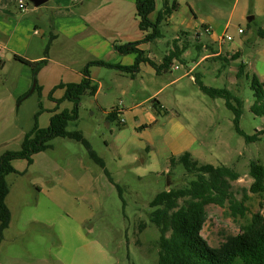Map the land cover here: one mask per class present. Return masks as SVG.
I'll return each mask as SVG.
<instances>
[{
	"label": "rangeland",
	"instance_id": "374dc122",
	"mask_svg": "<svg viewBox=\"0 0 264 264\" xmlns=\"http://www.w3.org/2000/svg\"><path fill=\"white\" fill-rule=\"evenodd\" d=\"M23 1L29 8L34 7L28 0ZM156 2L161 6L160 0ZM254 3V0H195L198 7L193 15L183 1L182 9L174 12L170 23L165 18L159 22L163 36L150 44L152 52L169 50L173 25L187 28L184 21L180 24L184 18L197 23L207 21L215 34H230L232 39L223 40L222 50L239 48L236 52L241 53L231 59L235 52H230L227 61L213 58L196 63L204 51L197 50L196 39L190 35L182 38L187 46L183 60L175 59L177 68L162 70L153 79H148L145 74L144 84L138 79L130 81L129 88L136 97L125 96L127 106L133 99L141 100L152 90L175 79L156 96L157 100H163L164 109L158 113L154 110L156 121L147 132L154 133L161 128L164 134L165 120L178 116L197 137L190 150L194 159L200 163L225 164L240 174L231 181V190L238 199L246 197L248 211L242 217L232 216L227 204H207L200 233L211 246L218 245L227 234L237 233L252 213L259 211L264 216V193L258 195L248 190L252 181L248 174L249 161L257 160L264 165V133L259 139L247 142L244 135L236 131L233 114L225 106L224 99L206 95L190 75L182 74L191 68L192 75L201 73L206 85L226 86L239 96L243 101L239 128L245 134L264 128V118L249 110L253 100L249 86L251 75L256 74L264 82V35L260 32L264 30V13L256 15ZM261 5L264 8V0ZM250 16L253 19H249ZM8 22L21 27L29 41L33 38V23L29 16L15 11ZM238 28L243 32H238ZM197 30L201 38L208 35L201 26ZM33 45L32 40L19 46L31 51ZM241 62L244 71L236 78ZM21 67L13 60L0 66V154L5 149L19 147L20 132L30 127L33 113L44 108L40 114L43 123L49 113L45 110L52 108L53 102L44 95L40 97L36 91L21 99L10 95L21 75ZM57 95H61L59 91ZM122 99L124 97L119 93L105 96L106 104H118ZM150 100L143 105L150 107ZM70 102L61 99L57 107L71 106ZM118 120L110 121L108 127L106 114L87 94L79 104L77 118L68 121L67 129L80 130L93 150L104 157L110 176L123 187L125 204H122L116 187L102 168L88 157L80 142L68 137H54L51 148L32 155V163L14 160L16 172L6 175L9 184L6 203L11 219L0 237V264H71L72 251H96L98 244L112 256V264H158L156 241L159 232L147 219L148 201L160 190L184 185L191 176L178 162L170 167L171 151L164 138L155 137L150 150L137 148L131 140L120 141L112 147L113 135L120 128L127 129L126 136L132 132V128L127 127L129 124L119 126ZM131 155L137 160L129 162ZM141 221H145V226L139 229Z\"/></svg>",
	"mask_w": 264,
	"mask_h": 264
},
{
	"label": "crops",
	"instance_id": "0c3cea01",
	"mask_svg": "<svg viewBox=\"0 0 264 264\" xmlns=\"http://www.w3.org/2000/svg\"><path fill=\"white\" fill-rule=\"evenodd\" d=\"M154 1L155 7L149 13V18L152 21H155L157 15L162 13L166 6H171L172 2H175L174 8L168 15L163 17L169 23L174 16V12L182 9L181 6L183 1L186 3L189 11L195 15V7L197 6L195 0H160L161 6L157 4L156 0ZM23 2L25 7L21 8L18 6V1L16 3L15 0L11 2L10 0H0V66H5L8 60H13L21 64V75L18 78L15 88L10 92L13 98L18 99L31 86L32 69L31 65L19 61L14 55L22 56L29 61L45 59V62L35 75L38 88L33 91H36L40 97H43V95L48 97L53 103L51 106L52 108L45 110H48L49 113L45 119H43V123L40 122L42 118L40 114L44 108L38 110L36 122L40 127L48 125L50 116L53 113L64 108L70 109L72 106L71 104V106H65L62 109L57 107V100L60 101V99H63L61 92L64 93V88L59 86L60 83L79 82L83 77V68L90 61L102 60L111 64L131 65L135 59V52L124 53L121 52L118 47L128 42L141 40L145 34L151 31L150 28L147 30H141L139 28L135 0H46L38 6L33 5L34 7L32 8L27 6V2ZM254 2V13L256 15L263 14L264 8H262L261 0H254ZM10 3H12V5ZM15 11L21 13L22 16H29L32 21L31 35L33 38L30 41L29 37L27 38V36L24 35V30L21 27L8 22L12 13ZM250 19H253V16H251ZM182 22L187 28H177V26L173 25V37L172 41H170L172 43L171 47H173V43H176L179 47L184 46L186 48L187 43L182 42V38L184 39L190 35H194L197 50L204 51L196 60V63L202 60L213 59L216 55L228 58L231 55L230 52L240 51L239 48H232L226 51L222 50L223 40L221 37L223 34H215L212 30V26L207 21L199 20L197 23L196 21L190 22L181 18L180 24ZM198 26H201V30L208 35L201 38V33L197 30ZM157 27L160 32L158 36L151 40H144L137 45V48L143 51V57L155 64H159L163 55L169 51L164 50L163 53L161 51L158 52L159 54H155L151 51V48H149L153 41L156 42L157 38L163 36L159 28V23ZM260 32L264 35L263 29L260 30ZM48 39H50V44L47 54L44 56V46ZM32 40L34 45L31 51H29L28 48L24 49L19 46L24 41L31 43ZM215 45H217V48H214ZM171 47L169 49H171ZM262 51L264 54V48ZM262 51L260 50L261 53ZM177 67L178 65L175 63V59H173L170 69ZM87 70L90 82L96 86L94 94L89 95L93 97L97 106L104 111L105 114L111 109H115L117 118H119V126L129 124L127 127L132 128V132L127 136L126 128H120L115 132L113 135L114 140L111 145L112 147H115L120 141L125 143L131 140V142L136 143L137 148L150 150L156 137V139H165L171 151L170 155H178L183 151L190 152L192 146L197 141V137L188 130L187 126L178 116L168 117V119L165 120L163 123L165 127L164 134L161 128H158L154 133L147 132L148 127L156 121L155 115L153 114L154 110L158 113L160 110L164 109L163 100H157L156 96L165 85L174 82L175 79H171L166 82L164 86L152 90L148 96L141 100L133 99V102H128L126 106L124 104L126 95L129 94L131 98L136 97L134 91L129 88L130 81L138 79L140 84H144L145 74L148 79H153L160 74L149 62L141 61L138 64L137 70L131 72L97 63L89 64ZM191 70V68H188L182 76L190 75L193 79L194 76L191 74ZM57 91L60 92V96L57 95ZM115 93L121 94L124 99L118 100V104H106L105 96H113ZM85 95H87V93L80 97L77 112L79 111V104ZM149 99H152L150 100V107H146L143 103ZM38 102L40 103V101ZM114 103H117V100ZM33 115L30 127L34 121ZM122 116L123 118L120 119ZM107 120V126L110 127L111 120ZM28 129L21 130L19 146L24 133ZM135 129L139 130L137 131ZM136 138L140 140L137 141ZM190 154L192 153L190 152ZM100 157L104 160L103 156ZM130 157L131 160L129 162L137 160L133 155ZM118 159L120 158L118 157ZM14 172H16V170ZM47 192H49V190H47ZM61 223L64 224V222ZM98 245L96 251H72V257L74 258L70 263L112 264V256L108 251L102 249Z\"/></svg>",
	"mask_w": 264,
	"mask_h": 264
},
{
	"label": "trees",
	"instance_id": "16d2710c",
	"mask_svg": "<svg viewBox=\"0 0 264 264\" xmlns=\"http://www.w3.org/2000/svg\"><path fill=\"white\" fill-rule=\"evenodd\" d=\"M135 3L139 28L141 30L150 28L151 31L145 34L141 40L128 42L118 47L124 53L135 52L134 62L129 66L111 64L102 60L88 62L83 68V77L79 82L59 84L60 87L64 88L62 98L72 102L71 108H64L53 113L45 127H40L36 122L38 112L36 111L33 115V124L24 133L19 148L7 149L0 154V235L10 220V210L5 198L9 191L6 175L15 171L12 161L25 159L30 164L32 155L50 148L51 139L57 136L72 138L80 142L86 149L88 157L102 168L109 181L116 187L122 204H125L123 187L114 182L103 158L93 150L90 142L80 130H69L67 124L69 120L77 118V108L81 95L85 93L94 94L96 90L95 84H92L88 78L87 67L89 64H103L131 72L137 70L141 61H147L160 73L162 70L170 69L173 59L183 60L181 54L185 47H179L176 43H173V47L163 55L159 64L143 57V51L137 48L140 42L151 40L160 34L157 24L171 12L175 2H172L169 7L166 6L162 13L157 15L155 21L149 18V13L155 7L154 0H135ZM49 44L50 39L44 46V56L47 54ZM238 56L239 53L235 52L230 58L235 59ZM14 57L31 65L32 78L35 77L38 69L45 62V59L29 61L19 55H14ZM214 58L223 61L228 60L227 57L220 55H216ZM243 67V63L238 65L236 78L243 74ZM193 76L195 84L203 93L210 97L224 99L225 106L233 114L236 131L244 135L247 142L259 139V136L264 133V128L255 129L252 134H245L239 128V119L243 112V101L239 96L226 86L206 85L199 72ZM249 86L253 95L249 110L252 114L264 118V82L256 74H252ZM37 88L35 84L34 89ZM106 117L111 121L117 119L116 110L111 109ZM168 160L170 167L176 162L181 164L191 177L184 185L156 192L148 201L147 219L157 227L159 232L156 241L158 264H264V216L259 211L252 213L250 219L240 226L237 233L227 234L216 246L209 245L200 233L206 218L205 208L207 204L213 203L219 206L227 204L232 216L242 217L246 214L248 211L244 201L246 197L238 199L231 190V181L237 179L240 174L233 167L225 164L200 163L191 156L189 151L171 155ZM248 174L252 177L248 190L262 195L264 193V165L257 160H250ZM144 226L145 221L139 222V229Z\"/></svg>",
	"mask_w": 264,
	"mask_h": 264
},
{
	"label": "water",
	"instance_id": "95a60500",
	"mask_svg": "<svg viewBox=\"0 0 264 264\" xmlns=\"http://www.w3.org/2000/svg\"><path fill=\"white\" fill-rule=\"evenodd\" d=\"M45 1L46 0H28V2L31 3L34 6H38V5L42 4ZM250 18H251V16L249 17V19ZM35 84H36V79L34 77V78H32V83H31L30 88L20 97V99L28 96L34 90Z\"/></svg>",
	"mask_w": 264,
	"mask_h": 264
},
{
	"label": "built area",
	"instance_id": "2783aa9c",
	"mask_svg": "<svg viewBox=\"0 0 264 264\" xmlns=\"http://www.w3.org/2000/svg\"><path fill=\"white\" fill-rule=\"evenodd\" d=\"M18 6L24 8L25 7L24 2L22 0H18ZM238 32H242V29L238 28ZM221 39L229 41L232 39V36L230 34L224 33Z\"/></svg>",
	"mask_w": 264,
	"mask_h": 264
}]
</instances>
